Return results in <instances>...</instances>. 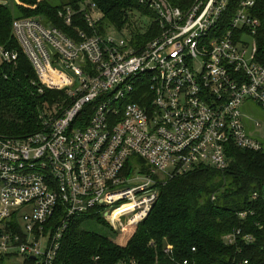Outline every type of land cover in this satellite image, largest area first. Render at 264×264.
<instances>
[{
  "label": "built area",
  "instance_id": "built-area-1",
  "mask_svg": "<svg viewBox=\"0 0 264 264\" xmlns=\"http://www.w3.org/2000/svg\"><path fill=\"white\" fill-rule=\"evenodd\" d=\"M138 1L156 14L142 17L148 26L160 30L147 43L113 26L102 33L103 14L88 2L79 11L65 7L59 17L70 26L82 13L90 34L78 29L70 37L39 18L14 21L40 83L64 98L41 115L37 133L0 136V259L54 264L73 218L93 210L125 233L148 217L167 181L202 166L225 172L230 145L263 149L242 112L248 101L264 110L255 1H243L226 30L229 0H197L186 12L169 0ZM0 59L10 63L17 55L0 47ZM252 199L264 201V194ZM56 213H63L58 224ZM241 235L234 231L226 243Z\"/></svg>",
  "mask_w": 264,
  "mask_h": 264
},
{
  "label": "trees",
  "instance_id": "trees-1",
  "mask_svg": "<svg viewBox=\"0 0 264 264\" xmlns=\"http://www.w3.org/2000/svg\"><path fill=\"white\" fill-rule=\"evenodd\" d=\"M56 1L57 4L49 0H12L9 6L0 4V47L17 55L10 63H0V136L6 139L23 140L40 131L41 115L57 108L64 98L63 91L44 88L40 83L13 34L15 20L43 19L70 37L78 29L90 34L82 13H77L70 26L59 17L65 7L79 11L81 4L88 2L103 14L102 33L108 26L120 33L127 30L139 44L147 43L160 32L155 22L145 27L135 21V14L149 20L156 18L138 0ZM169 1L186 12L197 0ZM243 1L246 0H229L228 13L221 21L223 30L228 29L230 16ZM254 1L252 15L260 21L255 35L256 61L264 64V0ZM136 102L142 104L137 99ZM227 159L225 172L202 166L160 186L159 198L148 217L128 228L134 231L125 245L85 229V225L95 224L124 234L115 231L95 211L73 218L54 264H264V201L252 199L256 192L264 194V148L255 152L230 145ZM242 213L246 214L244 218ZM62 215L56 213L53 223H60ZM236 230H241V237L234 245H228L226 236ZM245 235L251 236L253 242L242 240ZM8 259H0V264ZM23 264L36 262L26 258Z\"/></svg>",
  "mask_w": 264,
  "mask_h": 264
},
{
  "label": "rangeland",
  "instance_id": "rangeland-1",
  "mask_svg": "<svg viewBox=\"0 0 264 264\" xmlns=\"http://www.w3.org/2000/svg\"><path fill=\"white\" fill-rule=\"evenodd\" d=\"M52 4H57L56 0H49ZM135 21H137L141 26H148V20L142 18L139 14L134 15ZM1 63V59H0ZM243 122L246 128L247 133L253 138L258 139V141L262 144L264 148V110L256 104L254 101H248L245 103L243 109ZM257 124H260L258 126ZM139 161V158H135ZM144 167V165H143ZM96 231L104 236H107L113 240H116L119 244L125 245L128 239L133 234V229H129L124 234H115L110 229L103 228L101 226L95 224H88L85 225V229ZM23 257H14L9 258L5 261V264H23L24 262Z\"/></svg>",
  "mask_w": 264,
  "mask_h": 264
},
{
  "label": "water",
  "instance_id": "water-1",
  "mask_svg": "<svg viewBox=\"0 0 264 264\" xmlns=\"http://www.w3.org/2000/svg\"><path fill=\"white\" fill-rule=\"evenodd\" d=\"M33 260H35V258H32Z\"/></svg>",
  "mask_w": 264,
  "mask_h": 264
}]
</instances>
